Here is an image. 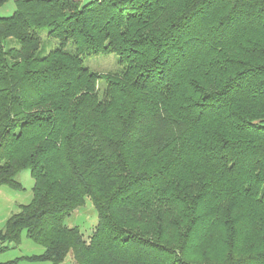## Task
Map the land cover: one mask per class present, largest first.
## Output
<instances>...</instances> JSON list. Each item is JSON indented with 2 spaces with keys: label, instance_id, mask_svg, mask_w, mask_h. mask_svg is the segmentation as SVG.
<instances>
[{
  "label": "trees",
  "instance_id": "16d2710c",
  "mask_svg": "<svg viewBox=\"0 0 264 264\" xmlns=\"http://www.w3.org/2000/svg\"><path fill=\"white\" fill-rule=\"evenodd\" d=\"M81 1L0 0V187L33 180L0 244L25 232L43 248L25 260L48 264H264V0ZM106 53L119 72L83 66ZM87 199L85 238L63 221Z\"/></svg>",
  "mask_w": 264,
  "mask_h": 264
},
{
  "label": "rangeland",
  "instance_id": "374dc122",
  "mask_svg": "<svg viewBox=\"0 0 264 264\" xmlns=\"http://www.w3.org/2000/svg\"><path fill=\"white\" fill-rule=\"evenodd\" d=\"M92 0H82L81 3H86ZM14 11L13 2H8L4 6L0 7V17H7L12 14ZM49 44V45H48ZM43 45L44 51L42 55H44L48 50L54 47V43H47L46 39L43 36ZM83 66L87 68L89 71L99 74H112L117 73L121 70V67L118 64V57L115 54H99L96 56H89L83 59ZM106 88V81L102 78L97 82V93L99 96L103 95V92ZM17 183L20 184V188L15 190V193H18L19 200L21 204H28L31 200L32 196V187L33 180L30 177L29 169H24L17 174L15 177ZM16 195V194H14ZM64 225L67 227H77L83 236L86 238L90 235L93 227L97 223V213L91 204L90 200H86L84 205L77 208L70 215L66 216L64 219ZM23 239H26L28 245L34 247L35 249L41 250L43 252V248L39 245L32 243L29 239L26 238L25 232H22ZM26 264H48L46 262H30Z\"/></svg>",
  "mask_w": 264,
  "mask_h": 264
},
{
  "label": "crops",
  "instance_id": "0c3cea01",
  "mask_svg": "<svg viewBox=\"0 0 264 264\" xmlns=\"http://www.w3.org/2000/svg\"><path fill=\"white\" fill-rule=\"evenodd\" d=\"M20 185V184H19ZM20 188V187H19ZM8 186L0 187V231L5 226L9 217L19 211V208L24 205L19 200L18 193ZM16 194V195H14ZM41 250L35 249L28 245L26 239H23L22 234L19 244H0V264L14 262V264H26L35 261H27L25 258L41 255ZM40 262V261H38ZM61 264H76L70 256H67Z\"/></svg>",
  "mask_w": 264,
  "mask_h": 264
}]
</instances>
